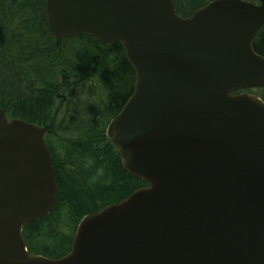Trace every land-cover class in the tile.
<instances>
[{"label":"water","instance_id":"obj_1","mask_svg":"<svg viewBox=\"0 0 264 264\" xmlns=\"http://www.w3.org/2000/svg\"><path fill=\"white\" fill-rule=\"evenodd\" d=\"M47 0L57 39L120 43L133 91L105 136L147 187L79 222L65 256L30 254L21 232L57 198L45 129L0 110V264H264V86L253 40L264 0Z\"/></svg>","mask_w":264,"mask_h":264},{"label":"trees","instance_id":"obj_2","mask_svg":"<svg viewBox=\"0 0 264 264\" xmlns=\"http://www.w3.org/2000/svg\"><path fill=\"white\" fill-rule=\"evenodd\" d=\"M209 1L174 4L186 17ZM45 2L0 0V109L46 129L57 199L49 215L23 227L22 237L29 253L56 259L68 253L83 216L146 184L125 171L105 138L135 81L121 45L104 47L87 36L57 40ZM253 48L264 57V27Z\"/></svg>","mask_w":264,"mask_h":264},{"label":"rangeland","instance_id":"obj_3","mask_svg":"<svg viewBox=\"0 0 264 264\" xmlns=\"http://www.w3.org/2000/svg\"><path fill=\"white\" fill-rule=\"evenodd\" d=\"M251 2H254L255 0H250ZM264 93V92H263Z\"/></svg>","mask_w":264,"mask_h":264}]
</instances>
